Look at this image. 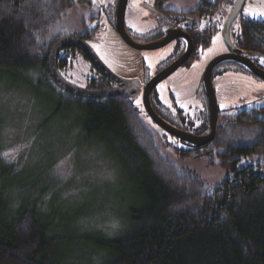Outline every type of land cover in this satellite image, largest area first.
<instances>
[{
	"label": "trees",
	"instance_id": "16d2710c",
	"mask_svg": "<svg viewBox=\"0 0 264 264\" xmlns=\"http://www.w3.org/2000/svg\"><path fill=\"white\" fill-rule=\"evenodd\" d=\"M207 1L204 13L210 12ZM73 4L0 0V74L21 70L35 75L59 109L66 106L81 115L77 148L102 143L131 189L126 228L114 235L87 225L92 234H68L59 226L52 231L41 212L47 186L22 182L25 165L5 160L0 152V264H54L57 250L69 242L74 254H89L80 264H264V105L233 113L219 108L214 138L196 147L161 131L135 99L61 90L48 74L46 55L69 34L67 15ZM233 36L239 48L264 55V21L241 19ZM69 63L70 55L57 60L68 80ZM157 103L154 96L156 112L176 126ZM177 117L196 134L209 130L207 105L198 124L186 121L181 112ZM169 145L180 157L214 154L227 176L208 186L164 153Z\"/></svg>",
	"mask_w": 264,
	"mask_h": 264
},
{
	"label": "rangeland",
	"instance_id": "374dc122",
	"mask_svg": "<svg viewBox=\"0 0 264 264\" xmlns=\"http://www.w3.org/2000/svg\"><path fill=\"white\" fill-rule=\"evenodd\" d=\"M92 1V8L101 9L96 18L87 22L90 26L99 25L93 42L95 48L123 78H140L146 71L152 74L158 64L172 54L173 43L146 51L130 47L105 14L114 0ZM235 1L225 3L214 15L219 29L200 58L189 66L182 65L157 84L158 107L163 112L180 111L199 122L205 108L203 74L210 61L227 51L223 26ZM153 2L127 1L124 27L130 36L152 28L154 14L149 8ZM197 4L198 0H168L164 6L185 11L193 10ZM80 11L79 8L70 11L69 28L79 20ZM243 18L264 21V0H245L231 23V32L237 30ZM204 22L206 20H202L203 25ZM262 61L263 58L259 64H264ZM70 64V77L80 78L85 62L75 55ZM220 67H226L225 71L212 80L218 108L233 113L264 105V79L240 70L234 62H223ZM80 116L66 106L59 109L50 91L42 82L37 83L35 75L21 70L0 74V152L5 160L25 165L27 173H22V182L47 186L41 212L52 224V231L59 226L68 234L71 231L89 235L94 230L88 227L95 226L97 230L114 235L126 228L124 214L133 202L131 189L126 188L115 160L102 143L90 141L77 148L81 128L76 121ZM163 151L177 165L194 171L208 186H214L227 176L214 154L180 157L172 152L170 145ZM62 246L65 247L57 250L54 264H80L78 260L90 259L85 252L74 254L75 248L70 242Z\"/></svg>",
	"mask_w": 264,
	"mask_h": 264
},
{
	"label": "flooded vegetation",
	"instance_id": "af4514ba",
	"mask_svg": "<svg viewBox=\"0 0 264 264\" xmlns=\"http://www.w3.org/2000/svg\"><path fill=\"white\" fill-rule=\"evenodd\" d=\"M166 1H168V0H154V2L151 4L149 10H151L154 14L152 28H150L149 30H144V32L142 34H140V32H137L136 35H134V36L133 35L130 36L127 33L131 37V39H133L134 41H136L137 43H140V44L151 43L154 41L161 40L165 37L169 38V41L166 44H168V43L174 44V49H173L172 54L169 55V57L167 59L160 62L152 74H150L146 71V73H143L142 77H140V78L131 77V78L127 79V80H136L137 79L140 83V85H139L140 87L136 89V95L134 98H131L130 94L133 92V90H131V88H129V86L128 87L125 86L123 89H121L119 91L116 90L117 95L124 96V97L131 98V99H135V100L138 99L139 102L141 103V105H142V101H141L142 91H143V88H144L145 84L147 83V81L151 77H153L155 74L159 73L164 68H166L168 65H170L172 62H174L176 59H178L180 56H182L184 53H186L188 51V45H189L188 42L189 41L191 44V48L189 49V52L186 54V60L179 67H181L182 65L183 66H189L195 60L200 58V55L202 54V52L211 45L213 36L217 32V30L219 29V24L217 23V21L214 20V15L218 12V10L225 3L230 2V0H221V5H220V7H218L217 5H218L220 0H208L206 3H204V5H205V7L209 8L210 12L204 13V9L202 8L203 0H198V4L193 10H185V11H176V10H173L170 8H166L164 6V3ZM93 2L94 1H92V0H73L74 4L70 6V11L75 9V8H79L82 11H80V13H79V20H77V22L75 24L70 26L69 34L65 35L64 37H68V36L75 37V38H78L80 40L87 42L89 45L92 46V48L96 51L98 56L105 62V64L108 67H110L107 64V62L103 59V57L100 55V53L96 50L95 45L93 43L96 33L98 32V30H100L99 25H93V26H90L89 24L87 25L88 20H90L91 18H96L99 15V13L101 12L100 11L101 9L92 8ZM126 4H127V2H126ZM117 5H118V0H114V2L110 5L109 9L105 11V14L108 18V22L110 23V25L113 26V28H115V30H116L115 16H116ZM214 5H216V7H214ZM125 9H126V6H125ZM211 11H212V13H211ZM124 16H125V12H124ZM69 17H70V12L67 15V19ZM140 18L143 19L144 17L140 16ZM202 20H206V22H204L205 23L204 25L202 24ZM205 29H207L208 31H204ZM237 30H238V28H237ZM234 32H231V29L229 30L231 42L233 43L234 46H236V44L234 43V41H235L234 36H233ZM203 34H205V35L202 36ZM171 35H179V36L171 39L170 38ZM206 37H208V40ZM226 47H227V51L225 53H228L230 51V49L228 48V46H226ZM236 47L244 53H248V54L251 53L250 59L254 63V65H256L257 67L262 68L264 70V64H259V62H258L261 58L264 59V55L262 53H260V52H253V53L247 52V51H244L243 49L239 48L238 46H236ZM140 51H142V50H140ZM144 51H146V50H144ZM68 55H70V60H72L75 57V55H79V57L82 59V61L85 62L86 66L84 65L85 69L81 72L80 78H76L72 75L70 77V80H68L67 78L64 77L63 74H65V71H64L63 67H61V68L57 67L59 73L61 74V76L64 79H66L70 83H73L77 86L88 88V89H106V88L115 87V83L110 81L103 74H101L93 66V64L89 61V59L86 57V55L80 49H78L74 46H70V47L62 49L58 54L57 60H59V58L60 59H63V58L67 59ZM228 61L236 63V65L240 68V70H244L246 72L252 73L246 66H244L240 62L236 61L234 58L226 59V60L220 61L214 67V69L212 70V72L210 74L211 75V81L213 80V77L218 76L225 71L226 67H220V64L223 62H228ZM160 65H161V67H160ZM179 67H177L176 69H178ZM111 69L117 75L121 76L113 68H111ZM176 69H174L169 75L174 73L176 71ZM162 80H160V81H162ZM202 81H203V79H202ZM80 83H82V84H80ZM89 83H93V85L88 86ZM157 84L152 88V90L150 92V102H151L152 107H153L152 99L154 96H157V92H156ZM212 86H213V82H212ZM213 90H214V86H213ZM204 91H205V88H204ZM214 95H215V90H214ZM215 98H216V95H215ZM207 101L208 100H207V95H206V91H205L204 107H205V105H207V110H208V102ZM157 104H159V103H157ZM216 104H217V99H216ZM153 109H154V107H153ZM158 110L163 112V110H161L159 107H158ZM218 110H219V108H218V104H217V119H218ZM178 112H180V111H177V113ZM177 113L171 114V113L166 112V114H170V116H171L170 118L172 119L171 121L174 122V124H176V126L168 122L169 124L177 127L178 129L189 132L191 134L202 136V135L194 133L192 128L188 127L187 123H181L182 124L181 125L179 122H177V118H178ZM183 117L185 118L186 121L187 120L192 121L191 118H187L184 115H183ZM208 117H209V113H208ZM180 118L181 117L179 116V120H180ZM192 122H193V124L199 123V122L196 123L194 121H192ZM216 124H217V122H216ZM208 132H209V130L205 134H207ZM205 134H203V135H205ZM180 143H182L186 146H189L183 142H180Z\"/></svg>",
	"mask_w": 264,
	"mask_h": 264
},
{
	"label": "water",
	"instance_id": "95a60500",
	"mask_svg": "<svg viewBox=\"0 0 264 264\" xmlns=\"http://www.w3.org/2000/svg\"><path fill=\"white\" fill-rule=\"evenodd\" d=\"M245 0H236L232 11L228 15L224 26H223V34L226 45L230 49L228 53L219 55L215 57L210 63L207 65L206 70L203 75V85L207 95L208 102V113H209V132L205 135L198 136L191 134L189 132L178 129L177 127L166 122L162 117H160L156 111L153 109L150 102V92L152 88L166 76H168L174 69L179 67L186 60V54L189 52L191 48L190 41L188 42V51L164 68L159 73L155 74L151 77L147 83L145 84L141 101L142 107L145 113L148 115L150 120L163 132L175 137L178 141L183 142L189 146L200 147L208 142H210L215 135L216 130V122H217V104L216 98L214 95V90L211 81V72L214 67L222 60L232 59L234 58L236 61L240 62L244 66H246L254 75L264 79V70L262 68L257 67L251 61L250 56L251 53H244L240 51L236 46L233 45L230 39L229 30L233 19L238 15L243 3ZM127 0H118V5L116 9L115 16V26L118 34L122 38V40L134 49L139 50H152L159 48L165 45L169 38L165 37L161 40L154 41L151 43L140 44L131 39V37L127 34L124 27V12ZM179 35H171V39L177 37ZM74 46L80 49L89 61L93 64V66L106 78L115 83V87L106 88V89H88L84 87L77 86L73 83H70L66 79H64L58 71L57 68V57L59 52L67 47ZM46 67L48 74L51 80L63 91L82 97H93V98H104L112 95H117L116 90H121L125 86L131 88L133 92L130 94L131 98H134L136 95V89L139 88L140 83L136 80H127L119 75H117L110 67H108L105 62L98 56L96 51L89 45L87 42L80 40L75 37H62L57 39L52 46L50 47L48 54L46 55Z\"/></svg>",
	"mask_w": 264,
	"mask_h": 264
},
{
	"label": "snow or ice",
	"instance_id": "6c2138e0",
	"mask_svg": "<svg viewBox=\"0 0 264 264\" xmlns=\"http://www.w3.org/2000/svg\"><path fill=\"white\" fill-rule=\"evenodd\" d=\"M262 63H264V61H262Z\"/></svg>",
	"mask_w": 264,
	"mask_h": 264
}]
</instances>
